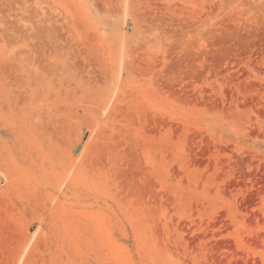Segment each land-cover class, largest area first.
<instances>
[{"label": "rangeland", "instance_id": "374dc122", "mask_svg": "<svg viewBox=\"0 0 264 264\" xmlns=\"http://www.w3.org/2000/svg\"><path fill=\"white\" fill-rule=\"evenodd\" d=\"M0 264H264V0H0Z\"/></svg>", "mask_w": 264, "mask_h": 264}, {"label": "water", "instance_id": "95a60500", "mask_svg": "<svg viewBox=\"0 0 264 264\" xmlns=\"http://www.w3.org/2000/svg\"><path fill=\"white\" fill-rule=\"evenodd\" d=\"M80 148H81V147H79V149H80ZM79 149H78V150H79Z\"/></svg>", "mask_w": 264, "mask_h": 264}]
</instances>
